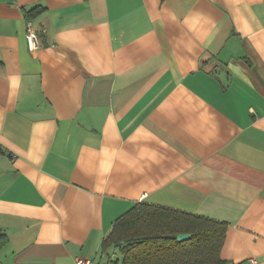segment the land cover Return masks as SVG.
Wrapping results in <instances>:
<instances>
[{
	"label": "crops",
	"instance_id": "1",
	"mask_svg": "<svg viewBox=\"0 0 264 264\" xmlns=\"http://www.w3.org/2000/svg\"><path fill=\"white\" fill-rule=\"evenodd\" d=\"M136 202L264 264V0H0V264H97Z\"/></svg>",
	"mask_w": 264,
	"mask_h": 264
},
{
	"label": "trees",
	"instance_id": "2",
	"mask_svg": "<svg viewBox=\"0 0 264 264\" xmlns=\"http://www.w3.org/2000/svg\"><path fill=\"white\" fill-rule=\"evenodd\" d=\"M42 10L35 6L26 16ZM226 228V222L207 216L136 202L113 221L100 252L107 264H225L220 251ZM179 233L190 238L177 241ZM7 240L0 229V250Z\"/></svg>",
	"mask_w": 264,
	"mask_h": 264
},
{
	"label": "built area",
	"instance_id": "3",
	"mask_svg": "<svg viewBox=\"0 0 264 264\" xmlns=\"http://www.w3.org/2000/svg\"><path fill=\"white\" fill-rule=\"evenodd\" d=\"M25 38L29 49L34 50L40 46L39 37L30 20L26 22ZM73 264H92V261L89 258L77 257L74 259Z\"/></svg>",
	"mask_w": 264,
	"mask_h": 264
},
{
	"label": "water",
	"instance_id": "4",
	"mask_svg": "<svg viewBox=\"0 0 264 264\" xmlns=\"http://www.w3.org/2000/svg\"><path fill=\"white\" fill-rule=\"evenodd\" d=\"M189 238H190V234H186V233H179L176 235L177 241H183Z\"/></svg>",
	"mask_w": 264,
	"mask_h": 264
},
{
	"label": "rangeland",
	"instance_id": "5",
	"mask_svg": "<svg viewBox=\"0 0 264 264\" xmlns=\"http://www.w3.org/2000/svg\"><path fill=\"white\" fill-rule=\"evenodd\" d=\"M95 261L97 264H106L105 258L100 256V253L96 256Z\"/></svg>",
	"mask_w": 264,
	"mask_h": 264
}]
</instances>
